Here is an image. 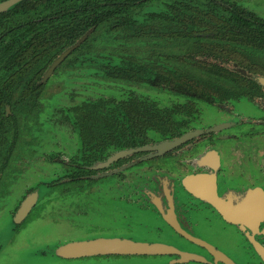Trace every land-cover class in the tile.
<instances>
[{
	"label": "flooded vegetation",
	"instance_id": "obj_1",
	"mask_svg": "<svg viewBox=\"0 0 264 264\" xmlns=\"http://www.w3.org/2000/svg\"><path fill=\"white\" fill-rule=\"evenodd\" d=\"M71 53L46 80V70L61 53L40 69L39 74L28 73L25 80L17 83L5 81L0 74L1 170L14 168L20 140L18 126L23 128L31 121L40 120L41 115L48 113L47 96L66 86L62 81L47 88L48 80L56 71L62 72L63 64L65 67L87 64L84 68L97 77L95 63H83L87 54L71 57ZM221 54L220 51L219 56H198L206 63L204 71L232 73L229 80L214 83L218 88L216 93L221 95L217 99L187 98L171 84L125 82L106 87L104 93L109 96L85 99L74 107V112L64 103L55 107L51 120L58 121L63 137L57 135L51 144L44 143L43 171L48 179L35 185L24 182L16 200L0 203L1 213H9L14 230H19L39 203L45 210L42 215L52 217L55 222H72L73 227H78L80 183L94 184L105 179L101 190L112 204L113 214L109 219L115 228L132 233L140 230L145 237L167 242L177 250L195 253L204 259L181 261L178 252L151 255L165 256L172 263L239 264L218 240L231 235L235 228L253 250L248 263L264 264V81L261 79L264 78V50H229ZM135 86H148L177 98L166 104L159 98L137 92L139 89ZM71 90L80 96V90L73 88L68 91V100ZM87 103L91 121L102 116L110 126L104 131L90 130L91 143L82 146L79 122ZM59 111L67 114L68 120L60 122ZM100 135L104 139L97 141ZM165 141L175 144L161 150L158 145ZM98 145H101L99 150ZM122 151L126 152L120 155ZM13 191L14 184L10 181L6 190H0V201L6 192ZM68 195L72 198L67 199ZM27 198L35 203L18 221L17 211ZM6 205L8 211L3 209ZM257 214L262 216L258 222ZM232 216L239 219L233 220ZM208 232L216 238L209 237ZM65 239L61 236L45 244L53 245L51 251L55 253ZM210 247L220 250L230 261L216 257Z\"/></svg>",
	"mask_w": 264,
	"mask_h": 264
},
{
	"label": "trees",
	"instance_id": "obj_2",
	"mask_svg": "<svg viewBox=\"0 0 264 264\" xmlns=\"http://www.w3.org/2000/svg\"><path fill=\"white\" fill-rule=\"evenodd\" d=\"M154 2L162 8L148 10ZM91 28L70 56L94 54L82 60L95 63L98 78L171 84L187 98H220L214 83L232 77L204 71L198 56L264 50V18L236 0H21L0 13V74L13 83L39 74ZM85 107L82 146L90 130L110 126L102 116L92 122Z\"/></svg>",
	"mask_w": 264,
	"mask_h": 264
},
{
	"label": "rangeland",
	"instance_id": "obj_3",
	"mask_svg": "<svg viewBox=\"0 0 264 264\" xmlns=\"http://www.w3.org/2000/svg\"><path fill=\"white\" fill-rule=\"evenodd\" d=\"M245 8L252 10L264 18V0H236ZM152 4L147 6L148 10L153 8H162V5ZM164 6V5H163ZM146 7V8H147ZM90 56L94 54L87 55ZM87 65V64H86ZM86 65L76 67H65L63 64L60 71H56L48 80L47 88L50 89L58 82H64L66 86L61 88L57 93L47 96L48 104L46 115L40 116V120L31 121L22 128L18 126L17 134L20 140L17 141L16 159H14L13 169L10 166L1 170L0 190L7 189L10 181L14 184L13 193H7L1 198L0 203H12L18 198L22 192V188L27 181L32 185L37 184L40 180H46L44 169V158L42 156L46 149L43 148L44 143H52L57 135L63 137V129L57 120H51L53 109L59 105H66L74 112V107L81 105L85 99L109 96L105 92V88L116 83H125L123 81H106L99 80L95 75H91L92 71L86 70ZM90 72V73H89ZM68 84V85H67ZM112 84V85H111ZM70 85V86H69ZM139 90L137 92L144 93L147 97L159 98L163 103H170L172 99L177 98L174 95L157 91L148 86H135ZM58 88L54 87V91ZM79 89V97L77 92L70 91L68 100V91L70 89ZM95 88V89H94ZM96 90V92H95ZM63 120H68L64 112L59 111ZM56 118H58L55 115ZM72 144V143H71ZM31 149V153L28 150ZM27 151V152H26ZM15 158V157H14ZM20 167V168H19ZM86 181L80 183L79 199V216L77 214L79 226L73 227L72 222H55L52 217L42 215L45 210L39 203L30 213L28 218L22 223L17 232L14 230L10 222L9 213L6 215L0 211V264H185L172 263L166 260L162 255H95L84 256L78 258H63L57 256L51 249L54 247L47 246L45 243L57 237H65L63 241L89 239L94 237H129L136 240L156 241L142 235V231L127 232L123 228H115V223L109 219L113 210L109 198L102 191L105 179H101L92 184ZM3 185V186H2ZM44 188V187H43ZM42 188V190H43ZM48 192V189H44ZM66 198H72L70 195ZM9 206L3 209L8 211ZM2 209V210H3ZM113 214V213H112ZM113 216V215H112ZM70 226V228H69ZM141 234V235H140ZM209 237L216 238L208 232ZM169 239V236H166ZM221 247L239 264L248 263L253 257V250L245 236L235 228H232L231 235L227 234L218 239ZM204 252L202 249H196ZM188 264H206L191 261Z\"/></svg>",
	"mask_w": 264,
	"mask_h": 264
},
{
	"label": "water",
	"instance_id": "obj_4",
	"mask_svg": "<svg viewBox=\"0 0 264 264\" xmlns=\"http://www.w3.org/2000/svg\"><path fill=\"white\" fill-rule=\"evenodd\" d=\"M21 0H2L0 1V13L8 10L11 6L15 5ZM93 28L89 29L85 34H83L75 43L66 48L49 66L44 74V80L51 75L55 67L75 48H77L82 42H84L87 37L91 34ZM264 81V78H261ZM186 136H183L178 142L184 140ZM174 142L165 141L164 143L158 145L161 150H165L170 146L174 145ZM126 151H122L120 155L124 154ZM34 200L27 198L17 211V220L20 221L34 205ZM261 214V213H258ZM256 221L262 220V216L258 215ZM231 218V217H230ZM233 220H238V217L232 216ZM231 218V219H232ZM257 243V242H255ZM212 253L218 257L223 258L225 261L229 262L228 257L222 253L220 250L215 248H209ZM258 250H261L259 248ZM173 252H178L181 255L180 260H187L189 258L204 259L203 256L195 253H186L184 251L177 250L172 244L161 241H147V240H136L129 237H94L89 239H79L64 242L58 245L55 249V253L63 258H78L84 256H95V255H105V254H170Z\"/></svg>",
	"mask_w": 264,
	"mask_h": 264
}]
</instances>
